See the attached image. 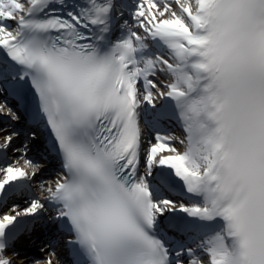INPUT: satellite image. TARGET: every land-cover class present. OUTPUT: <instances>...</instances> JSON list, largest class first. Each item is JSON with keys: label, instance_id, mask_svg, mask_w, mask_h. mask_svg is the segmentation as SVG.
<instances>
[{"label": "snow or ice", "instance_id": "6c2138e0", "mask_svg": "<svg viewBox=\"0 0 264 264\" xmlns=\"http://www.w3.org/2000/svg\"><path fill=\"white\" fill-rule=\"evenodd\" d=\"M0 264H264V0H0Z\"/></svg>", "mask_w": 264, "mask_h": 264}, {"label": "bare ground", "instance_id": "6f19581e", "mask_svg": "<svg viewBox=\"0 0 264 264\" xmlns=\"http://www.w3.org/2000/svg\"><path fill=\"white\" fill-rule=\"evenodd\" d=\"M22 247V245H20ZM31 251V250H30Z\"/></svg>", "mask_w": 264, "mask_h": 264}]
</instances>
